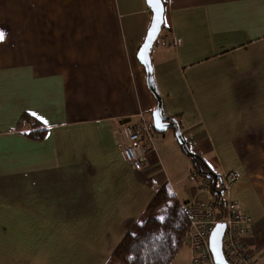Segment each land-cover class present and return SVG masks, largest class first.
<instances>
[{"label": "crops", "instance_id": "obj_1", "mask_svg": "<svg viewBox=\"0 0 264 264\" xmlns=\"http://www.w3.org/2000/svg\"><path fill=\"white\" fill-rule=\"evenodd\" d=\"M163 1L150 51L162 113L250 215L264 264V0ZM152 16L147 0H0V264H115L162 185L181 203L213 197L203 177L183 182L174 127L141 170L119 146L117 124L153 122L158 105L138 57ZM189 242L170 264H191Z\"/></svg>", "mask_w": 264, "mask_h": 264}, {"label": "built area", "instance_id": "obj_2", "mask_svg": "<svg viewBox=\"0 0 264 264\" xmlns=\"http://www.w3.org/2000/svg\"><path fill=\"white\" fill-rule=\"evenodd\" d=\"M165 42H169L167 37ZM116 132L120 136L119 146L125 160L135 170L143 169L153 148V122L140 113L136 121H120ZM238 176L237 171L230 172L225 176V183L228 184ZM190 177L195 179L193 174ZM200 182L201 188L212 195V178L206 176ZM183 210L190 223L188 237L191 264H217L210 238L219 224L225 225L221 248L226 261L229 264H257L245 241V236L250 232L251 217L237 201L228 199L223 205H219L213 197L207 201L193 199L183 203Z\"/></svg>", "mask_w": 264, "mask_h": 264}, {"label": "trees", "instance_id": "obj_3", "mask_svg": "<svg viewBox=\"0 0 264 264\" xmlns=\"http://www.w3.org/2000/svg\"><path fill=\"white\" fill-rule=\"evenodd\" d=\"M164 27V23L162 28ZM40 131L32 134L39 136ZM199 177H211L214 200L223 205L225 184L202 156L193 158ZM185 203V202H184ZM190 229L189 218L170 185H162L145 212L130 227L113 252L115 264H170L183 246Z\"/></svg>", "mask_w": 264, "mask_h": 264}, {"label": "water", "instance_id": "obj_4", "mask_svg": "<svg viewBox=\"0 0 264 264\" xmlns=\"http://www.w3.org/2000/svg\"><path fill=\"white\" fill-rule=\"evenodd\" d=\"M147 3L152 9L153 16L145 40L139 50L138 57L140 61L145 65L149 86L158 98L157 108L153 111L154 126L156 130L160 132L165 131L168 127H174L176 130V136L179 142L181 143L183 149L194 158L195 154H193L188 148V145L185 139L183 138L177 120L172 117L165 116L162 113L161 98L154 83V77L152 73L150 51L162 30L165 15V3L163 0H147ZM224 227V224L217 225L210 238L211 249L217 264H229L226 261L221 248Z\"/></svg>", "mask_w": 264, "mask_h": 264}, {"label": "rangeland", "instance_id": "obj_5", "mask_svg": "<svg viewBox=\"0 0 264 264\" xmlns=\"http://www.w3.org/2000/svg\"><path fill=\"white\" fill-rule=\"evenodd\" d=\"M151 118H152V115H151ZM165 133V131H163V132H159V131H155L154 130V141H153V146H154V144L156 145V140H155V135L156 136H159V137H162L163 135H165L164 134ZM170 134H169V132H167L166 133V136L165 137H162L163 139L165 138V140H166V138H167V141L166 142H168L169 140H170ZM167 147V146H166ZM164 150L165 151H167V152H169L168 150L169 149H167V148H165L164 147ZM186 159H188V161H190V165H189V167L187 168L188 170H187V173H186V179L183 181L184 183H197L198 181H197V179H198V176H199V174H198V171H197V168H196V166H195V162H194V160H193V158L191 157V156H189L188 154H186ZM195 175V179L194 180H191L189 177L191 176V175ZM189 238V237H188ZM189 252H190V261H191V250H190V247H189Z\"/></svg>", "mask_w": 264, "mask_h": 264}, {"label": "snow or ice", "instance_id": "obj_6", "mask_svg": "<svg viewBox=\"0 0 264 264\" xmlns=\"http://www.w3.org/2000/svg\"><path fill=\"white\" fill-rule=\"evenodd\" d=\"M0 39H3V33H0ZM33 116H36V113H32ZM40 120H43V117H37ZM44 123H47V121H44Z\"/></svg>", "mask_w": 264, "mask_h": 264}]
</instances>
